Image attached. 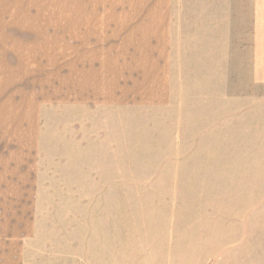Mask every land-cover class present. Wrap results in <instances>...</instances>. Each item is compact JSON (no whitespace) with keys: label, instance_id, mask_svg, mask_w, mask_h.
Returning a JSON list of instances; mask_svg holds the SVG:
<instances>
[{"label":"rangeland","instance_id":"rangeland-1","mask_svg":"<svg viewBox=\"0 0 264 264\" xmlns=\"http://www.w3.org/2000/svg\"><path fill=\"white\" fill-rule=\"evenodd\" d=\"M53 1L0 0V27L15 16L56 15ZM171 3L170 70L149 73V87L119 88L129 97L123 104L78 102L61 72L0 71V167L11 179L0 196L15 210L8 225L19 224V209L30 211L24 264H77L79 235L87 255L100 236L104 263L112 250L114 264H264V139L257 142L251 120L255 105L246 103L244 118L225 115L237 105L221 103L257 94L252 2ZM191 6L203 15L194 38ZM223 6L228 34L214 26L206 36L205 15L220 26ZM217 64L228 70L206 71ZM132 74L141 83L142 73Z\"/></svg>","mask_w":264,"mask_h":264},{"label":"crops","instance_id":"crops-1","mask_svg":"<svg viewBox=\"0 0 264 264\" xmlns=\"http://www.w3.org/2000/svg\"><path fill=\"white\" fill-rule=\"evenodd\" d=\"M251 2L252 63L249 71L253 85H257V94L248 99L246 96L237 99L225 96L221 103L225 108L228 104H236L231 113L227 107V114H222L239 117L246 115V103L255 105L249 112L251 120L257 124L259 143V139H264V0ZM53 4L60 10L56 15L15 16V21L9 23L12 26L0 27V40L3 41L0 43V71L61 72L62 88L69 92V89L77 88L78 102L115 106L129 98L119 95V88L149 87V73L170 70L174 20L171 0H59ZM190 8V35L194 38L197 32L203 31L199 16L203 15L194 14V7ZM224 12L229 16V7H222L220 26L218 21L208 22L205 15L206 36L208 30L209 34L214 33V26L222 35L228 34V19ZM206 66V71L228 70L227 65ZM132 73H142L138 78L140 81L137 80L141 83H134ZM3 172L4 168L0 167V185L11 182L1 176ZM0 197V264H24L25 246L34 235L33 222L30 225L27 221L30 211L19 209L16 213L19 224L8 225L5 219L7 215L13 218L11 214L15 210H6V195ZM80 239H83L82 245ZM79 240L77 264H114L112 250L105 252L108 263L103 262V252L98 247L100 236L89 242L88 255L85 237L79 235ZM68 249L67 260L70 258ZM87 258H90L88 263Z\"/></svg>","mask_w":264,"mask_h":264}]
</instances>
